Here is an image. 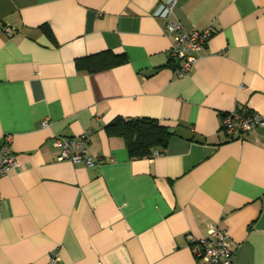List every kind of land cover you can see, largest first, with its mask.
Masks as SVG:
<instances>
[{
  "label": "crops",
  "instance_id": "crops-1",
  "mask_svg": "<svg viewBox=\"0 0 264 264\" xmlns=\"http://www.w3.org/2000/svg\"><path fill=\"white\" fill-rule=\"evenodd\" d=\"M164 1L0 0V142L12 135L20 162L0 176V264H200L192 240L216 226L232 264H264V126L243 139L222 126L264 114V0H176L187 29L217 28L184 77L154 14ZM106 50L128 61L78 69ZM117 116L174 134L131 158L105 128ZM87 130L100 162L61 159L53 137Z\"/></svg>",
  "mask_w": 264,
  "mask_h": 264
},
{
  "label": "built area",
  "instance_id": "built-area-1",
  "mask_svg": "<svg viewBox=\"0 0 264 264\" xmlns=\"http://www.w3.org/2000/svg\"><path fill=\"white\" fill-rule=\"evenodd\" d=\"M176 0H166L160 4L155 15L166 20L165 33L172 36L169 57L176 64L174 72L179 77L189 75L202 57V51L209 39L217 32L215 26L203 29H187L182 22L175 19L174 8ZM6 33L12 34L15 29L6 27ZM49 122H44L48 125ZM223 129L229 139H243L254 128L264 126V114L248 107L228 112L223 118ZM89 134L87 130L80 135L66 137L56 135L53 144L59 149L61 159L74 163L94 165L100 158L90 152ZM20 162L12 149V135H6L0 142V176L13 168H18ZM192 247L200 264H232L234 249L226 229L212 227L207 236L192 240ZM50 264H56L59 257L53 253L49 257Z\"/></svg>",
  "mask_w": 264,
  "mask_h": 264
},
{
  "label": "trees",
  "instance_id": "trees-1",
  "mask_svg": "<svg viewBox=\"0 0 264 264\" xmlns=\"http://www.w3.org/2000/svg\"><path fill=\"white\" fill-rule=\"evenodd\" d=\"M127 61L125 54L106 50L78 58L76 62L80 70L97 72ZM105 128L110 136L125 139L131 158L152 157L164 152L174 134L171 126L152 117L117 116Z\"/></svg>",
  "mask_w": 264,
  "mask_h": 264
}]
</instances>
